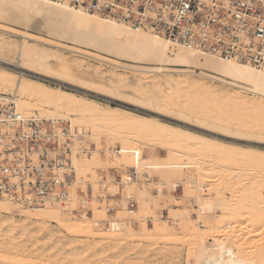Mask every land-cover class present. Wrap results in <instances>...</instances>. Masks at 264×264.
Returning a JSON list of instances; mask_svg holds the SVG:
<instances>
[{
	"label": "rangeland",
	"instance_id": "1",
	"mask_svg": "<svg viewBox=\"0 0 264 264\" xmlns=\"http://www.w3.org/2000/svg\"><path fill=\"white\" fill-rule=\"evenodd\" d=\"M1 26L17 29L7 24ZM26 34L28 44L36 50L44 48L61 57L59 61L58 56L54 57L56 62L53 64L51 60L53 70L68 73H65L64 80L57 81L53 77L32 75L17 68L14 47L20 38L0 32V72L10 73L7 75L9 82L15 80V73L21 72L24 78L90 99L98 106L107 104L134 112L145 116L147 121L130 123L119 119L111 124V121L83 117L74 110L56 109L53 105H42V112L35 111L41 114V118L69 120L72 128L82 131L77 136H82L83 143L78 144L79 148L77 143L70 144L67 152L78 149L81 157L84 156L78 160L79 164L92 162L87 152L96 144L104 151L99 157L100 168L89 176H83V182L76 186L73 203L47 205L61 211L60 221L48 218L43 222L23 221L20 212L28 209L25 206L10 205L8 213L0 212V264H195L200 257L201 243L207 248L212 247L217 239L214 237L219 235L218 241L232 247L237 256L245 252L244 255L252 257L264 252V221L262 227L256 225L257 228H252L248 225L250 218L246 216L254 208V198L262 201L261 210L264 212V100L196 74L128 71L124 65L135 64L91 49L87 50L88 55L82 56L78 54L80 50L77 47L32 31ZM70 48L76 53L65 50ZM74 73H82L86 82L102 80L108 84L107 88L104 92L92 93L83 91L82 86L69 87L67 80ZM108 78L123 79L124 98L107 99L105 92L112 87L114 80L109 81ZM156 92L166 96L172 114L147 113L145 101L142 105L137 102V99H145ZM12 94L13 87L6 85L0 89V95ZM180 114L185 118L177 116ZM158 121L174 130L160 131L161 127L156 124ZM121 143L126 146L123 151H120ZM64 152L59 160L64 157ZM8 154L4 151L0 154L4 165ZM48 159H55V155L49 153ZM32 161L37 160L33 157ZM69 165L73 169L78 166ZM73 169L71 176L75 175ZM235 173L238 178L234 177ZM124 175L131 179L127 184L121 183ZM87 180L98 182L101 187L95 192L88 190ZM175 185L177 189L174 190ZM239 185L245 192L255 189L253 199L248 200L253 202V208L248 201H243L251 208L246 205L249 210L246 209V215L243 212L246 221L240 214L238 217L245 222L241 224L234 217L237 222L232 221L222 231L219 227L223 225V214L226 213L215 199L222 194L221 199L227 202L231 188ZM114 189L124 193L117 196L120 202L110 207L113 211H107L106 200ZM140 190L144 191V197ZM217 193L220 195L215 197ZM126 196L136 204L130 220L115 212L124 205L127 208ZM33 208L36 206L30 210ZM83 215L87 217L85 223L80 221ZM249 217L252 216L249 214ZM211 221H216L217 226ZM122 224L125 230L120 227ZM143 225L147 227L144 232ZM88 226L94 234L88 233ZM256 231L263 232L260 240L252 236L257 234L254 233Z\"/></svg>",
	"mask_w": 264,
	"mask_h": 264
},
{
	"label": "bare ground",
	"instance_id": "2",
	"mask_svg": "<svg viewBox=\"0 0 264 264\" xmlns=\"http://www.w3.org/2000/svg\"><path fill=\"white\" fill-rule=\"evenodd\" d=\"M76 1L80 2L81 0ZM0 24H7L17 28H2L3 26L0 25V32L6 35L20 38L19 44L14 47V54L17 60L15 66L22 71L27 70V72L32 75L53 77L55 80L60 81L61 79L66 77L65 73L68 72L63 71L61 73L59 71L53 70V66H50L51 60L53 61L54 57L58 55L56 54L55 56L54 53H51L49 52V50L47 51L44 48L41 50H36L32 46H30L28 44L29 38L26 36V32L28 31H32L36 34L47 36L60 42L77 47L80 50V53L78 54L82 56L88 55L87 50L91 49L99 54L110 55L117 58L118 60H124L135 64V66L124 65L123 68L128 71H134L137 73L156 72L166 74H196L199 77L226 84L230 87L240 90L241 92L251 94L258 99L264 100V69L258 70L248 64H241L232 60H222L209 54H202L194 49L183 48L180 46L173 47L159 36L141 32L131 25L127 26L115 23L102 17L91 15L84 11H76V9H74L66 2L59 3L58 1L52 2L49 0H0ZM65 50L71 53H76L74 52V50H71V48L70 50ZM7 52L10 53V51ZM59 60L62 59L58 56V61ZM54 62L56 61H53L52 64ZM143 65H159L164 66L165 68H146ZM0 73V89H3L6 85L13 87L12 101L16 105L17 112L22 117L26 118L29 116L34 121L41 117V114L37 112H42V105H53L56 109H70L71 111L74 110L80 113V115L83 117L90 116L92 118L100 119V121L103 120V122L111 121V124L118 122L119 119L130 123L147 121V118L145 116L135 114L134 112L122 110L118 107L112 108L107 104H104V106H98L90 99L79 98L77 95L71 92L64 91L60 88L47 86L32 79L24 78V74L21 72H19L18 74L15 73V80L10 82L8 81V79L10 78L9 76H7L10 74L9 72L1 71ZM71 76L67 80L68 86H82L83 91L85 92H104V88H107L106 86L108 85H106L105 82H102V80L101 82H99L100 80L96 81L95 79H90V81L88 80L89 82H86L84 80L85 76L83 77L82 73ZM108 79L109 81H112L113 79L115 81L113 80L111 82V85L113 83L112 87H108L109 90L105 92L107 93V99L112 101L119 98H124L125 95L122 89L123 79ZM137 84L139 85L138 81ZM143 101H145L144 108L147 113H154L159 111L168 115L172 114L166 96L162 95V93L160 92H156L155 95H151L145 99H137V102L140 105H142ZM177 116L180 118H185L183 114ZM106 124H108V122H106ZM156 124L158 125V127H161L159 129L162 132L167 129L174 130L173 127L163 125L160 121L156 122ZM3 136L6 137V134H4V132L2 134V137H0V150L3 146L8 145L7 143L10 141L7 140L4 142V140H2L4 139ZM16 140V138L13 139V141ZM74 143H77L76 147L79 148L78 144L83 143L82 136H76ZM125 149L126 146H123V143H121L120 151H123ZM103 151V148L99 144H96L93 149L87 152L88 157L92 160V162L85 165L79 164L78 160L84 156L81 157L82 154L80 153V151H78V149L71 150L69 153H67L65 159L62 162V166L66 168L70 163H72L73 165H78L74 169V185L72 184L68 188V201L71 202V200L74 198L77 192L76 186L83 182V176H89L100 168L99 157ZM142 160L146 159L143 158ZM1 166L2 164L0 161V167ZM234 177L238 178L237 173H235ZM129 180V178L124 176L121 179V183L127 184ZM86 185L87 189L93 192L101 187L98 182L95 183L93 180H87ZM241 186L242 185L234 186L233 188H231V192L229 190V192L231 193V197L227 202L221 199L222 194L220 195L219 193H217L215 196L217 197L218 194L220 195L219 198L217 197L215 199V201L218 205L223 207L226 213L225 215L223 214V218H225L222 221L223 225L219 227L222 231L226 230L225 228L227 226L229 227L232 221L237 222V220H239L242 224L244 220L246 221V216H248V219L250 218V221L247 220L249 223H247L248 225H251L252 228H259L262 227V224L264 225V223H262L264 221V212H262L261 210L262 201H255L254 198V203L250 202L253 199L252 194L254 193L255 189L250 188L249 192H245ZM173 188L175 190L177 189V186L175 185ZM123 193V190L114 189L111 192L112 196H110L106 200V206L112 207L119 203L120 199L117 198V196L122 195ZM139 193L142 197H144V191L140 190ZM239 201H248V205L251 208H253V206H251V203H253L254 208L251 209L247 205V203L244 204V202L242 204H237ZM246 205L251 210H249ZM9 209L10 204L0 201V212H7L9 211ZM246 209L249 210L247 215ZM224 210H222V212H224ZM115 212L118 213L117 215L122 216L123 218L128 220L131 219L130 215H132L133 213L126 208V205H124L121 209L116 210ZM20 214L23 217V221L42 220L41 222H43L44 219L47 218L55 221L61 220V211L58 209L56 210L51 206H46L41 210H22ZM240 214L244 215L241 217H245L246 219L243 218L244 220L241 221V217H238ZM249 214L252 217H249ZM106 217L109 218L108 216ZM234 217H237L238 219L235 220ZM80 221H82L83 223L87 222V217L83 215ZM212 221L210 223H212ZM212 224H214L215 227L217 226L216 221ZM120 227L125 230V225L122 224L120 225ZM146 228L147 227L143 225V232L146 231ZM163 228H165L164 225ZM87 230L89 234H94V230L91 229L90 226H88ZM98 231L100 232L102 230ZM254 233H257L252 235L255 239L256 237L257 239H259L263 235H260L263 232L256 231ZM224 234L225 233H223V236ZM219 238H221V235H219L218 237H214V239H216L214 240L215 244L209 248H207L200 241V257L199 259H196L195 264H264L263 251H261L262 253H259L261 255L255 254L256 256L254 255L252 257H247L246 254L244 255L245 252L243 253V250L241 251L243 253L242 256H237L233 248L227 246L228 244L226 245L221 240L218 241ZM262 240L264 241V238ZM246 241L249 240L247 239ZM255 247L257 248V246Z\"/></svg>",
	"mask_w": 264,
	"mask_h": 264
},
{
	"label": "built area",
	"instance_id": "3",
	"mask_svg": "<svg viewBox=\"0 0 264 264\" xmlns=\"http://www.w3.org/2000/svg\"><path fill=\"white\" fill-rule=\"evenodd\" d=\"M49 1L66 2L76 10L131 25L163 38L173 47L264 69V0ZM12 100V95H0V137L4 132L3 138L10 140L0 150V154L9 153L6 164L1 161L0 201L29 210L73 203L76 194L68 201V188L75 176H71L73 167L64 168L61 161L69 145L74 144V137L82 131L72 128L69 120L63 118L40 117L34 121L29 116L22 117ZM63 152L64 157L59 160ZM49 153L55 159L49 160ZM33 157L36 162L31 161ZM126 201L127 209L134 212L136 204L131 197L126 196Z\"/></svg>",
	"mask_w": 264,
	"mask_h": 264
}]
</instances>
